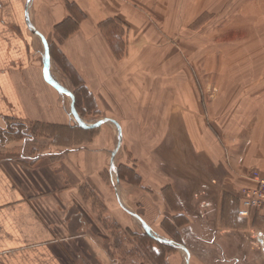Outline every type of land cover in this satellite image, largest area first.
Segmentation results:
<instances>
[{"label": "crops", "instance_id": "obj_1", "mask_svg": "<svg viewBox=\"0 0 264 264\" xmlns=\"http://www.w3.org/2000/svg\"><path fill=\"white\" fill-rule=\"evenodd\" d=\"M169 6L167 0H0V264H104L102 242L88 236L95 207L81 190L88 187L99 201L108 200L103 170L119 130L104 123L101 134L87 141L91 128L71 122L72 97L50 82L72 91L81 117H93L84 109L94 106L98 116L122 124L115 169L133 157L142 158L137 167L151 173L145 181L149 187L137 198L130 189L119 191L112 180L117 202L116 191L132 206L137 199L144 206L155 204L156 194L163 204L157 214L150 206L138 211L151 227V215L171 221L185 217V223L175 221L180 236L173 238L190 251V264H240L239 254L230 256L226 249L237 238L242 246L250 240L247 251L258 252L244 264L264 263V216L238 214L239 193L254 185V168L264 169V81L257 76L228 102L220 97L225 82L221 88L211 76L214 69L190 62L188 73L199 79L206 74V82L200 80L203 106L197 85L183 81L181 62L180 76L177 70L167 75L166 51L174 46L173 57L181 61L176 47L182 36L201 44L207 37L214 40V28L226 24L210 10L185 22L191 6L185 12ZM27 18L48 40L45 72L46 44ZM241 31L234 30L232 41L240 40L235 38ZM151 105L164 108L162 139L156 147L134 148L140 129L135 122L145 119ZM13 121L35 128L36 139L13 132ZM71 131L83 139L73 143ZM61 134L67 140L61 141ZM183 135L186 145L179 139ZM105 262L118 264L109 257Z\"/></svg>", "mask_w": 264, "mask_h": 264}, {"label": "rangeland", "instance_id": "obj_2", "mask_svg": "<svg viewBox=\"0 0 264 264\" xmlns=\"http://www.w3.org/2000/svg\"><path fill=\"white\" fill-rule=\"evenodd\" d=\"M167 2L170 5L169 7H171V4L174 5V8L175 6L178 8L180 6V8H183L184 12L186 6L187 8L189 5L191 6L185 22H190L199 13L203 12L206 14L207 11L210 10L214 13L213 15L216 19L220 20L219 22H225L226 24L223 29L214 28L213 33L215 36H212L214 40H208L209 38L207 37L206 40H201V44L195 45L190 39L192 36H182L180 44H177L176 47L177 52L182 53L181 61H179L178 58L173 57L174 46L168 45L166 51L167 75H173L174 70H177L174 74L179 75L178 70L181 62L180 66L183 72L181 74L183 81H192L197 85L198 96L203 106H205L203 100L204 94L202 92L200 80L206 82V74L205 72L200 73L201 78L199 79L197 74L188 73L189 69H192L190 62H193L196 67H199L200 69H214L213 72H215L211 76L219 82L221 88L226 85L224 90L221 89L220 97H226L228 102L230 99L233 101L236 97L238 98L242 91V86L244 87V84H247V86L251 85V82L255 81L257 76L259 78L262 77L261 81H264V0H167ZM180 8L178 10H180ZM23 22L24 25L27 26L25 21ZM194 23L195 21L189 24L191 29L192 26H194ZM190 28L189 31L188 29H185V32H190ZM234 30H242L241 34L239 32L241 35L240 38H235L240 39L238 41H232L231 39ZM30 32L32 31L30 30ZM174 44L175 42L172 41V45ZM201 45H203V48ZM224 82L225 85H223ZM59 85L65 87L62 84ZM252 88L253 86L249 87L248 92L253 95L256 89ZM261 88L264 90V84L261 85ZM79 90L82 93L84 92V89ZM249 94L247 96H249ZM222 98L217 105L218 109H222ZM149 107L150 108L145 113L144 120H140L139 122L134 121L136 130L140 128L139 131H137L138 138H136L135 145L133 146L134 148L139 147L142 149L143 145L156 147L162 139L161 136H158L163 127L159 112H164V108L159 110L158 105H151ZM86 111L91 113V115L93 114V117L83 118L80 115L79 116L87 125L94 124L104 118L103 116H98L94 113V106H88L87 109H84L85 113ZM71 120L74 125L78 126V122L73 114ZM16 124V121H13L10 125L14 126ZM99 128H101V126ZM21 130H24V128ZM101 132L100 129L97 131L96 129L88 131L86 135L87 141L99 136ZM70 135L73 143L83 139L82 135L76 136L73 131H71ZM59 139L63 141L64 139L67 140V137H64L61 134ZM179 139L184 145H186V136L183 135V137H179ZM118 141L119 138H116L115 142L110 144V147L114 149ZM131 144L132 143H130L129 146H132ZM122 156L126 159L125 156H128V149H126V153H123ZM137 161L139 160L134 161L133 157L127 161L122 160L117 169H115V167L114 169H111L110 165H107L106 163L103 170V178L110 186V189L108 187L105 190L108 197L107 201L105 199L102 202L99 201L98 198L96 199L93 196L94 191L88 187L82 188L81 191L86 194L90 208L93 209L95 207V212L91 213V218H88V221H90L87 226L88 230H90L88 236L91 237V239H93V236H96L97 239L102 242L104 264L106 263L105 260L107 257L114 259V261L116 260L118 264H186L189 255L185 250L162 245L154 240L144 224L124 211L117 202L115 190L113 188L114 184L118 188V185L120 184L119 191L122 190L125 192L126 189H130L131 192H134L136 198L141 196L140 194L143 192L144 186L149 187L148 183H145V181L147 182V178L150 176L151 171L143 167V165L141 168H138ZM139 162L142 164V158ZM255 169L264 174V169L254 168L253 170ZM155 175L157 176V174ZM112 180L114 184L112 183ZM250 182L254 185L256 184L252 179ZM164 195L166 201L172 207L173 202L170 197V190L166 187L164 188ZM152 198L154 199L155 204H153V202L151 204L146 203L145 206L152 207L154 214H157L159 208H161L163 204L160 205V200L156 194L153 193ZM137 200V204L134 202L132 206V204L126 203V206L136 213H138V211H145V206L142 204L143 202L141 203L139 202V199ZM146 209L148 208L146 207ZM95 213H97V216ZM146 213L150 212L146 210ZM151 216L153 219L154 226L152 227L155 235L161 239L171 240L182 244L184 243L180 239H174L173 236H180V233L175 226V221L177 223H185V217L176 218L175 221H171L170 219L166 220L162 217L153 218L156 216ZM94 224L97 226L95 229ZM249 243L250 240L242 246V240H238L237 238L234 241L227 243L228 246L226 249L230 256L233 254H239L238 258L241 259L240 264H244L245 259L250 261L256 259L258 255V252L255 250L247 251L251 248L248 247ZM232 264L239 263L233 262ZM252 264L264 263L257 261Z\"/></svg>", "mask_w": 264, "mask_h": 264}, {"label": "water", "instance_id": "obj_3", "mask_svg": "<svg viewBox=\"0 0 264 264\" xmlns=\"http://www.w3.org/2000/svg\"><path fill=\"white\" fill-rule=\"evenodd\" d=\"M27 22L29 23L32 31L37 34L39 37H41V39L44 41V43L46 44V49H45V65H44V72L47 70L48 66H49V62H50V47H49V43L48 40L46 39V37L40 32L38 31L32 24L31 22L28 20L27 18ZM50 84L52 86H54L57 90L69 94L72 97V104H71V111L72 114L75 116L77 122H78V126L84 129H89V128H95V127H99L101 125H103L104 123L107 122H111L113 124L116 125V127L119 130V141L114 149V151L112 152V157H111V162H110V167L111 169H114V164H115V157H116V152L118 150V148H120L122 146L123 143V127L122 124L115 119L112 118H102L100 119L98 122L91 124V125H87L84 123V121L81 119V117L79 116L77 110H76V98L75 95L72 93V91H70L69 89L60 86L59 84L55 83V82H50ZM117 194V198L119 200L120 206L122 207V209L124 211H126L129 215H131L132 217L136 218L137 220H139L142 224H144V226L147 228L149 234H151L153 236L154 239L158 240L159 242H162L164 244H167L169 246L178 248V249H183L185 250L188 255L190 256V251L187 249V247L181 243L175 242V241H171V240H166V239H161L159 238L157 235L154 234L153 229L151 228V226L142 218V216H140L138 213H136L135 211H133L132 209L128 208L122 201L120 195L118 194V192L116 191ZM186 264H190V259L187 260Z\"/></svg>", "mask_w": 264, "mask_h": 264}, {"label": "built area", "instance_id": "obj_4", "mask_svg": "<svg viewBox=\"0 0 264 264\" xmlns=\"http://www.w3.org/2000/svg\"><path fill=\"white\" fill-rule=\"evenodd\" d=\"M251 175L256 184L244 187L239 193L238 214L246 218L251 217L256 212L264 214V174L255 169Z\"/></svg>", "mask_w": 264, "mask_h": 264}, {"label": "trees", "instance_id": "obj_5", "mask_svg": "<svg viewBox=\"0 0 264 264\" xmlns=\"http://www.w3.org/2000/svg\"><path fill=\"white\" fill-rule=\"evenodd\" d=\"M16 123H17V124L14 125V126H11V125H10V128L12 129L13 132H16L17 134L20 133V135H21L23 138H26L27 141H31V140L34 141V139H36V138H35V137H36V136H35V134H36V132H35V128H33L34 131H32V128H29V127L25 126V125L22 124L21 122H16ZM99 127H100V126H99ZM99 127L91 128L90 131L95 130V129H96V131H97V130L100 129ZM22 128H24V130H21ZM254 214H261L262 216H264V214L259 213V212H256V213H254ZM154 240H156V239H154ZM156 241L159 242L158 240H156ZM159 243L162 244V245H167V244H164V243H162V242H159ZM167 246H169V245H167ZM170 247H171V246H170ZM172 248H173V247H172Z\"/></svg>", "mask_w": 264, "mask_h": 264}]
</instances>
